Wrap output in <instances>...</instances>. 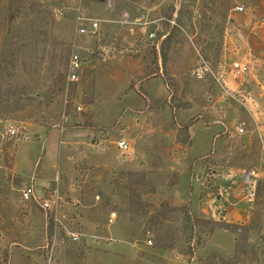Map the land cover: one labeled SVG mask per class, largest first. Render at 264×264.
<instances>
[{
	"label": "rangeland",
	"instance_id": "rangeland-1",
	"mask_svg": "<svg viewBox=\"0 0 264 264\" xmlns=\"http://www.w3.org/2000/svg\"><path fill=\"white\" fill-rule=\"evenodd\" d=\"M20 1L26 2L27 6H15V12L8 15L15 14L13 21L8 27L4 23L1 28L6 27L2 33L9 30L11 36L5 45L10 55L4 57L0 66V264H264V177L258 179L252 199L243 186L242 195L250 204V218L246 222L225 225L222 219L225 211L220 208L218 198L221 180L217 173L214 175L210 171L193 178L203 191L194 203L198 201L207 206V212L199 213L191 211L188 205L172 206L168 200L170 195L148 194L153 178L147 180L145 175V184L137 187V176L122 179L114 176L119 173L117 170L111 169L115 192L122 187L123 191L113 198L107 196L106 201L105 195H97L104 204L99 207L97 231H93L86 224L90 218L94 220L90 212L80 215V203L69 197L62 200L61 180L64 176L60 172L69 164L66 152L76 146L67 131L104 125L111 127L102 131L115 137L107 139L117 140L122 137L123 130L130 137V131L115 121L129 103H135L137 95H124V84L116 86L107 77L109 66L97 49L100 43L104 45L110 42V38L117 39L120 46L129 50L141 45L146 37L138 36L136 30L143 27L144 21L139 23L136 20L147 14L148 26L154 29L146 30L148 38L150 32H154L155 39H158L161 28L166 27L197 30L199 34L194 41L200 44L211 39L214 49L218 44V48H224L226 52L232 44L238 54L234 61L245 58L251 61L254 56L264 62V25H261L264 0ZM238 6L244 10H236ZM57 11L61 14L57 15ZM78 13L99 20L101 33L80 35L76 20ZM106 14L108 21L120 24L125 35L116 36L108 31ZM173 18L175 23L171 21ZM34 31L41 33L40 43H32L27 48L30 53L24 50L28 53L25 56L18 54L16 50L21 43H16V34L29 32L31 38ZM104 35L103 41L99 42ZM126 35L132 37L131 40L122 41ZM127 42L133 43L134 47H129ZM12 53L17 55L13 57ZM73 54L82 56L86 63L81 72L84 80L81 86L67 82ZM119 55L136 58L137 52L134 49L133 53L128 51ZM85 80L91 81L87 85L91 99L85 97ZM66 93L70 100L68 104ZM116 93L121 94L117 100L113 99ZM92 95L99 105L93 102ZM78 105L84 110L78 111ZM62 125L64 132H61ZM11 126L30 139L15 142L8 134ZM95 129L80 130L75 134L88 132L96 135ZM76 138L86 140L87 137ZM90 138L89 141L96 146L103 145L95 136ZM109 146L116 147L115 144ZM120 153L122 156L128 154ZM39 175L47 177L44 185L53 186L51 194L35 189L36 198L24 200L22 191L30 185L35 187L34 180L39 188L40 182L36 178ZM83 184L87 188L92 186L89 180ZM56 193L61 197L59 217L71 231L85 234L79 241L71 240L61 227L56 237L49 236L48 228L54 214L45 210L41 203L52 199ZM163 196L167 199L164 200ZM119 199L126 200L124 210L115 205ZM112 211L116 215L111 223L108 220ZM82 217H87V221H82ZM149 240L152 243L149 244Z\"/></svg>",
	"mask_w": 264,
	"mask_h": 264
},
{
	"label": "crops",
	"instance_id": "crops-1",
	"mask_svg": "<svg viewBox=\"0 0 264 264\" xmlns=\"http://www.w3.org/2000/svg\"><path fill=\"white\" fill-rule=\"evenodd\" d=\"M143 15V27L136 32L138 36L146 38L141 45L128 49L132 53L135 49L136 58H125L116 53L106 59L109 66L107 77L116 86L124 84V95H137L135 103H129L115 121L121 122L130 131L131 149L122 156L115 146L98 147L89 141L92 136L97 141L105 137L115 138L111 133L102 131L111 126H96L93 123L96 135L88 132L75 134L80 130L94 129L93 126L67 131L76 146L67 152L63 151L67 153L69 164L60 171L64 176L61 180L62 200L66 201L69 197L80 203V215L90 212L94 217L93 221L92 218L87 221V217H82V221L86 220L87 226L97 231L99 209L107 196L113 198L123 191V187L119 192L114 190L111 170L114 169L119 172L114 176H121L122 179L137 176V187H143L145 175L147 180L153 178V186L148 194L158 197L161 194L170 195L168 202L172 206L188 205L191 211L204 213L207 212V206L198 201L194 203L203 191L193 178L211 171L214 175L217 173L221 180L218 198L220 208L225 211L222 217L224 223L246 222L251 214L249 201L242 195L244 184L241 172L254 170L258 173V179L264 177V62L252 56L250 71L237 76L231 68L232 61L238 58L232 44L228 52L218 48V44H215L214 49L211 39L201 44L194 41L199 34L197 30L166 29L161 26L162 30L157 32L158 39L150 40L146 30L154 29L148 26V15ZM107 17L106 14L104 18L108 31L116 33V36L121 35L124 31L120 29V24L108 21ZM131 38L126 35L121 40L128 41ZM127 44L134 47L133 43ZM204 67L209 68L210 72H205L204 77L199 78L196 72ZM168 76L176 82L178 97L188 104L187 107L177 109L173 106V92L166 79ZM89 82L85 80L83 86L86 99H91L90 91L87 90ZM93 92L97 97L95 90ZM242 94L255 103L252 115L241 103ZM92 96L93 102L98 104L97 98ZM120 96L116 93L113 99L117 100ZM95 116L98 118V114ZM242 124H245V132L239 133L236 127ZM184 126H188L190 145L178 141L179 128ZM77 136L87 138L79 140ZM49 177L52 182V177ZM36 178L40 184L37 188L34 180L35 189L51 194L53 186L43 184L47 177L39 175ZM88 180L92 184L90 188L83 184ZM141 193L144 195V191ZM101 194L105 195L104 201L97 199V195ZM163 199L166 200L167 196H163ZM115 205L124 210L126 200L119 199ZM208 211L212 210L208 208Z\"/></svg>",
	"mask_w": 264,
	"mask_h": 264
},
{
	"label": "built area",
	"instance_id": "built-area-1",
	"mask_svg": "<svg viewBox=\"0 0 264 264\" xmlns=\"http://www.w3.org/2000/svg\"><path fill=\"white\" fill-rule=\"evenodd\" d=\"M238 11H243L244 8L242 6H238L236 8ZM57 15L61 14V11L56 12ZM177 16V15H175ZM77 27H78V33L82 36H94L101 33V26L100 21L97 19H90L82 15V13H78L77 17ZM139 23H143V17L138 18L136 20ZM173 23H175V19L173 18L171 20ZM261 25H264V18L261 20ZM106 35H104L103 38L99 39V42H102ZM156 35L154 32H150L149 38L155 39ZM111 39V38H110ZM110 42L103 44H99L98 50L101 51L100 56L104 57V59H108L110 56L115 55L116 53H124L128 51V49L123 48L118 43L117 39H112ZM85 62L79 54H73L70 62H69V71H68V84H77V86H81L84 84L83 78H81V72L85 68ZM231 68L233 69L234 73L237 76H243L246 75L250 69H251V61L250 59H243L238 61H232ZM205 72H210V69L207 67L202 68V70L197 71L196 74L199 78L204 77ZM82 81V82H81ZM81 83V84H80ZM241 97V103L243 104L244 108L252 115L254 110L253 106L255 105L254 102L250 100V97H248L246 94L240 95ZM70 102L69 95L66 93V103L68 104ZM78 111H83L84 108L82 105L77 106ZM64 119L66 116H63ZM244 125L242 124L238 127H236L237 131L239 133H244ZM61 131L64 130V125L61 126ZM8 134L10 138H12L17 143H22L24 141L29 140L30 138L25 135L23 132L19 131L14 126H11L8 128ZM122 137H119L117 140L112 141L111 139H107L106 137L102 139L100 143H103V145H110L115 144L119 151L122 153H129L131 149V139L127 135V132L123 130V133L121 135ZM107 142V143H106ZM101 146V144L99 145ZM241 176L244 180V189H246V193L249 198H253L256 194V187L258 184V173L254 170H242ZM58 180V179H57ZM22 198L24 200H30L33 198H36L35 196V187L33 185L28 186L26 189L22 191ZM60 201L61 197L58 193H56L52 199H45L42 201V207L45 210H51L53 211V221H54V229H53V236L56 237L58 234V228L61 227L63 231H65V234H67L68 237L71 238L73 241H79L82 237L85 236L84 233L81 231H71L67 224L59 217V208H60ZM115 212L111 213L110 222L112 223L115 219ZM148 243H152L151 240L148 241Z\"/></svg>",
	"mask_w": 264,
	"mask_h": 264
},
{
	"label": "trees",
	"instance_id": "trees-1",
	"mask_svg": "<svg viewBox=\"0 0 264 264\" xmlns=\"http://www.w3.org/2000/svg\"><path fill=\"white\" fill-rule=\"evenodd\" d=\"M20 4H23V7L27 6L26 2H22L20 0H0V66H1V61L4 59L5 56L10 55V50L9 48H6V42L8 41V37L11 36V33L9 30H7L6 34H3L2 31L4 32V29H1L3 26L7 25L11 23L15 17V14H12L11 16H8L11 13H14L15 10L13 9L15 6L19 7ZM7 7V8H6ZM23 7L21 6L20 8L23 9ZM5 23V25H4ZM38 31H34L32 33L31 38H29V32H25L23 34H21V32L17 33L20 34V36H15L14 39H16V43H21V45L18 47V50H16V52L21 53V55L25 56L26 54L30 53L28 51L27 48L30 47V45L32 43H34L35 45H38L40 43L39 41V37L41 35L40 32ZM44 35V34H43ZM46 35V34H45ZM5 46V47H4ZM8 46V45H7ZM24 50H27L28 53H24ZM17 54L12 53V56L15 57ZM167 82L170 86V88L172 89V104L175 108L180 109V108H185L188 106V104H185L184 102L181 101V99H179L178 97V86L176 84V82L173 80V78L171 77H167ZM178 141L190 145L191 141L188 135V126H184L179 128V133H178ZM261 184V183H260ZM228 225V224H225ZM49 236H51V234H53V229H54V221L53 218H51L50 220V224H49ZM200 243V241H199ZM190 253L191 255L194 254V249L193 247L190 248Z\"/></svg>",
	"mask_w": 264,
	"mask_h": 264
}]
</instances>
